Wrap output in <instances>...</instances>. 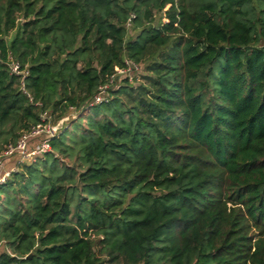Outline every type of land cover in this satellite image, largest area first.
Returning <instances> with one entry per match:
<instances>
[{"label": "trees", "instance_id": "1", "mask_svg": "<svg viewBox=\"0 0 264 264\" xmlns=\"http://www.w3.org/2000/svg\"><path fill=\"white\" fill-rule=\"evenodd\" d=\"M70 110L0 183V264H264V0H0V154Z\"/></svg>", "mask_w": 264, "mask_h": 264}, {"label": "built area", "instance_id": "2", "mask_svg": "<svg viewBox=\"0 0 264 264\" xmlns=\"http://www.w3.org/2000/svg\"><path fill=\"white\" fill-rule=\"evenodd\" d=\"M129 22L127 23V26ZM137 70L135 63L129 60L124 61V66L117 69L113 75L109 77L108 82L100 86L97 94L94 96L92 103L89 106L97 105L102 102H106L109 98L108 90L112 89L117 85L118 82L121 83L122 80L127 79L132 82V73ZM10 72L14 75H25V72L19 70V66L16 63L10 64ZM41 115L42 123L36 125L32 128L29 133L23 134L15 145L9 146L2 154H0V169L3 167L5 160L11 156H19L16 166L8 172H5L3 176H0V183L4 182L12 172L17 169L19 164L24 162L32 161L36 156L47 153L50 151V141L57 134V129L48 121V117H43ZM40 138L41 141L35 150H30L28 147L30 138Z\"/></svg>", "mask_w": 264, "mask_h": 264}, {"label": "rangeland", "instance_id": "3", "mask_svg": "<svg viewBox=\"0 0 264 264\" xmlns=\"http://www.w3.org/2000/svg\"><path fill=\"white\" fill-rule=\"evenodd\" d=\"M136 33L137 32L135 30H133L130 27V24H129L127 26V37L133 38L136 35ZM136 66H137V70L132 73L133 78H132V83H130L133 86L137 85L136 83L140 82L141 74H142L143 69H144L143 65H137L136 64ZM119 83L120 82H118L117 85ZM79 115H80V113L73 112V110H70L68 112V114H67V117L64 120L55 123L54 127L57 129V134L59 132H62V130L64 128L69 127V124H71L73 121L78 120V118L80 117ZM43 117H45V118L48 117L49 118V114L48 113H45V115H43ZM81 124H82L81 122L78 123V125H81ZM77 128H78L77 126L73 127V129H77ZM40 138L39 137L38 138H34V139L33 138H30L28 140L29 141L28 147H29L30 150H35L36 149V147L39 145V143L41 141ZM18 160H19V156H16V155L15 156L13 155L11 157H8L5 160V162L3 164V167H1V169H0V176H3V174L5 172H8L11 169H13L16 166ZM4 251H6V248L4 247L3 244H1L0 245V253H2Z\"/></svg>", "mask_w": 264, "mask_h": 264}, {"label": "water", "instance_id": "4", "mask_svg": "<svg viewBox=\"0 0 264 264\" xmlns=\"http://www.w3.org/2000/svg\"><path fill=\"white\" fill-rule=\"evenodd\" d=\"M32 256V254H29L25 259H29Z\"/></svg>", "mask_w": 264, "mask_h": 264}]
</instances>
